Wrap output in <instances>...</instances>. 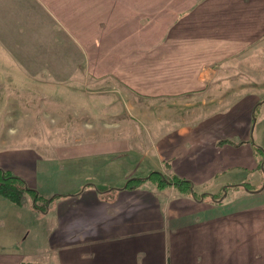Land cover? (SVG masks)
<instances>
[{"label": "crops", "instance_id": "obj_1", "mask_svg": "<svg viewBox=\"0 0 264 264\" xmlns=\"http://www.w3.org/2000/svg\"><path fill=\"white\" fill-rule=\"evenodd\" d=\"M0 56L23 78L62 84L112 78L139 97L172 99L175 109H193L174 102L232 78L233 61L248 71L251 63L255 72H243L255 80L237 88L246 95L235 106L232 96L206 105L203 98V107L224 112L188 120L148 116L151 145L132 149L147 161L145 173H129L117 186L90 182L44 197L52 200L32 215L38 241H28L30 229L11 211L24 204L0 197L7 211L0 216V264H264V181L251 191L234 188L250 185V174L256 184L264 179V154L259 164L253 147L264 152L253 138L256 129L264 142V0H0ZM112 117L109 147L59 155L86 161L85 172L134 152L121 153L120 116ZM24 160L12 158L0 169L35 188L39 162L45 170L52 162L36 154ZM152 172L187 180L206 196L150 180L127 187ZM17 226L19 236L7 241L3 236Z\"/></svg>", "mask_w": 264, "mask_h": 264}, {"label": "rangeland", "instance_id": "obj_2", "mask_svg": "<svg viewBox=\"0 0 264 264\" xmlns=\"http://www.w3.org/2000/svg\"><path fill=\"white\" fill-rule=\"evenodd\" d=\"M232 64L230 65L233 66L234 75L232 78L223 80L221 84L218 82V85L223 84L221 87L207 91L202 96L196 95L197 98L185 96L184 100L178 104L174 102L176 105L193 104V109L188 106L184 109H175L172 99L139 97L126 87L118 86V83L112 78L104 80L88 78L90 80L83 79L80 82L64 84L51 77L23 78L16 75L15 68L10 61L0 56V168L3 169L2 165H6L12 158L24 160V158H31L32 154L40 156L47 165L51 161L52 167L49 170H45L44 163L39 162L34 182V184L36 183L35 188L27 182L29 187L35 189L43 198L58 193H72L77 187L90 182L104 185L106 180L111 185L117 186L122 183L121 181L126 175L134 173V171H136L135 176H141L145 173L143 171L147 161L142 157L138 158L134 153L135 151L144 152L151 145V142L148 141L150 138L146 136L152 133L153 128L150 127V124L147 125V117L156 118L163 114L164 118L173 119L176 115H180L182 119L188 120L197 116H205L209 111V114L226 111L225 109L203 107V98H206L207 102L209 101L204 103L206 105L225 96H232L235 99L232 104L235 106L234 103L239 100L238 98L246 95L245 92H237V88L240 90L243 86L253 84L251 81L255 78L246 75L248 70L243 67L245 64L241 61H233ZM249 68L248 72L253 70L255 73L254 69H251V63ZM261 95L264 96V93ZM233 110L236 113L244 111L239 108ZM114 113L120 116L119 132L122 136L121 143L125 145L121 148V153L123 154L129 148L134 149L135 151L132 150L134 152L122 155L121 158H115L114 162L104 158L98 164L96 163L93 169L89 168L85 172H82L81 168L89 167L86 161L78 158L79 160L75 162H69L64 160L66 159L63 157L65 155H59L65 152L70 155H80L85 153L88 148L102 149L104 145L109 147L113 143L111 141L112 134H107L114 130L109 123L113 120L115 123L117 121L112 117ZM117 127L118 125H116ZM256 134L258 133L255 129L253 133L255 143L264 147V142L260 139L259 134ZM102 167L106 169L104 170ZM75 169H80V171L71 172ZM252 177L253 175L250 174L246 183H251L249 186L255 189L261 187L264 179L256 184ZM232 192L234 191L231 190ZM217 195V198L221 197L222 193L218 192ZM232 196L233 194L228 198L233 199ZM0 200L2 201V199ZM30 201L29 195H26L23 202L24 208L16 211L13 208L11 211L22 215L21 223L25 228L30 229L31 235L28 241L32 238L34 241H38L39 227H35L36 222L32 216L37 210L31 209ZM3 202L6 204V201ZM37 212L40 213V211ZM6 213V209L1 205L0 216ZM19 215L18 217H20ZM12 217L16 218L13 215L10 218ZM0 223L2 222L0 221ZM11 224L13 222L10 221V228L13 227ZM18 227H15V231L11 229L9 234L7 232L9 237L6 235L3 237L6 240L9 238L7 241H14L19 236Z\"/></svg>", "mask_w": 264, "mask_h": 264}, {"label": "trees", "instance_id": "obj_3", "mask_svg": "<svg viewBox=\"0 0 264 264\" xmlns=\"http://www.w3.org/2000/svg\"><path fill=\"white\" fill-rule=\"evenodd\" d=\"M255 116V114H254ZM222 143V142H220ZM224 143H232L229 141H225ZM254 151L256 152V155L261 157L259 159V164L263 161L262 156L264 154L263 150L258 147L256 144L253 143ZM264 167V165H263ZM150 180L155 181V184L157 187H164V186H174L179 190L180 192L192 195L193 197L197 198L191 182L180 179L176 176H166L158 172H152L150 173L149 177L146 179H135L132 180L127 187H138L140 186L144 181ZM236 187H242L244 191L253 190L252 187L249 186V184H240ZM223 194V192H222ZM26 195L31 196L33 205L32 207L40 212H44L46 209L49 201L52 200V198L44 199L41 195L38 194V192L26 185V183L19 177L13 175L12 173L8 171H4L0 169V197L3 199H6L10 203L16 206H21L24 202V197ZM206 196L205 194L199 195L198 197ZM214 199L215 196H213ZM220 198V197H218Z\"/></svg>", "mask_w": 264, "mask_h": 264}, {"label": "water", "instance_id": "obj_4", "mask_svg": "<svg viewBox=\"0 0 264 264\" xmlns=\"http://www.w3.org/2000/svg\"><path fill=\"white\" fill-rule=\"evenodd\" d=\"M253 122H255V117H253ZM253 128H254V126H252V130H253ZM263 188H264V185L262 186L261 189H263Z\"/></svg>", "mask_w": 264, "mask_h": 264}]
</instances>
